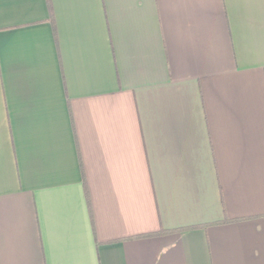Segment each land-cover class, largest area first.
Instances as JSON below:
<instances>
[{
	"label": "crops",
	"instance_id": "0c3cea01",
	"mask_svg": "<svg viewBox=\"0 0 264 264\" xmlns=\"http://www.w3.org/2000/svg\"><path fill=\"white\" fill-rule=\"evenodd\" d=\"M0 264H264V0H0Z\"/></svg>",
	"mask_w": 264,
	"mask_h": 264
},
{
	"label": "trees",
	"instance_id": "16d2710c",
	"mask_svg": "<svg viewBox=\"0 0 264 264\" xmlns=\"http://www.w3.org/2000/svg\"><path fill=\"white\" fill-rule=\"evenodd\" d=\"M160 233H162V232H157V233H154V234H152V235H155V234H160ZM149 235H151V234H149Z\"/></svg>",
	"mask_w": 264,
	"mask_h": 264
}]
</instances>
